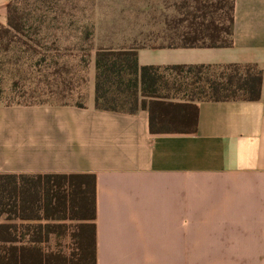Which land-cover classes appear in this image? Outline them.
Wrapping results in <instances>:
<instances>
[{"label": "crops", "instance_id": "1", "mask_svg": "<svg viewBox=\"0 0 264 264\" xmlns=\"http://www.w3.org/2000/svg\"><path fill=\"white\" fill-rule=\"evenodd\" d=\"M9 1L0 0V23ZM97 34L96 23V49L131 46L98 44ZM232 39L229 47L137 51L139 65L262 70L258 100L199 101L193 132L153 133L147 109L96 108L94 66L83 106L0 103V175L95 177L93 221L3 214L0 226L14 225L13 239L27 242L28 227L59 225L42 240L72 241L76 225L94 223L96 264H264V0H234ZM39 247L36 256L51 251ZM20 254L35 255L27 244Z\"/></svg>", "mask_w": 264, "mask_h": 264}, {"label": "trees", "instance_id": "2", "mask_svg": "<svg viewBox=\"0 0 264 264\" xmlns=\"http://www.w3.org/2000/svg\"><path fill=\"white\" fill-rule=\"evenodd\" d=\"M81 0H10L6 7V22L0 23V103L10 105H40L47 103L83 106L79 102H52L70 97L88 77L79 69H71L62 60L58 42L59 30L68 21L76 27L75 10ZM181 30L177 42L156 45L132 44L128 48L112 49L94 46L92 22L77 26V40L82 51L80 62L93 61L94 106L99 109L135 113L149 112V128L153 133L193 132L197 125V102L258 100L261 97L263 74L256 64H174L167 66L139 65V48L229 47L233 44L234 0H180ZM53 30L47 35L46 30ZM51 40L49 41L48 39ZM46 50V52L44 51ZM11 54V55H10ZM6 63L13 76L11 95L2 102V69ZM91 59V61H90ZM81 70V69H80ZM172 82L169 83V78ZM186 93L175 98L169 91ZM162 91H167L163 93ZM78 93V92H77ZM70 178V181H65ZM65 184L67 189L62 188ZM28 220L95 218V177L89 174L72 176L0 175V217ZM14 225L0 226V264H96L95 225L82 222L71 236L77 250L70 256L50 251L36 256L43 233H58L59 225H34L27 230L32 238L13 239ZM44 228V229H43ZM15 243H21L16 246ZM25 244L32 246V257H22ZM41 250V249H40ZM20 254V255H19Z\"/></svg>", "mask_w": 264, "mask_h": 264}, {"label": "rangeland", "instance_id": "3", "mask_svg": "<svg viewBox=\"0 0 264 264\" xmlns=\"http://www.w3.org/2000/svg\"><path fill=\"white\" fill-rule=\"evenodd\" d=\"M180 0H81L75 10L76 27L68 26V21L59 30V52L73 70L79 69V74L89 78L90 68L93 61L87 66L80 62L82 51L77 37L80 35L73 30L77 26L93 23L98 28V44L124 47L127 45H156L177 42L176 34L181 30L184 23L179 22L182 11L179 9ZM45 33L52 35L53 30ZM49 41L51 40L48 39ZM95 46V44H94ZM46 52V50L44 49ZM11 55V54H10ZM5 64L1 72L3 89L2 102L8 100L11 95L13 76L10 67L6 63L8 58L3 57ZM81 69V70H80ZM172 77L169 78L171 83ZM78 92V93H77ZM73 95L63 100L50 98L52 102H79L87 100V84L77 89ZM167 93V91H162ZM175 98H186V93L175 90L169 91ZM4 217L7 218L6 214ZM42 248L53 252H61L65 255L77 250L73 241H46L41 243Z\"/></svg>", "mask_w": 264, "mask_h": 264}]
</instances>
